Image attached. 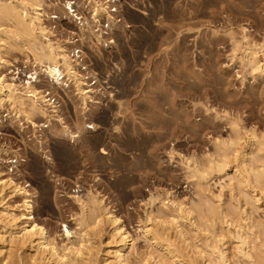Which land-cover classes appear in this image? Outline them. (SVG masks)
Segmentation results:
<instances>
[{"label": "rangeland", "instance_id": "374dc122", "mask_svg": "<svg viewBox=\"0 0 264 264\" xmlns=\"http://www.w3.org/2000/svg\"><path fill=\"white\" fill-rule=\"evenodd\" d=\"M67 1L41 0L43 18L53 44L80 58L76 68L91 98L82 100L66 76L60 94L49 95L60 102L53 123L31 113L39 127L10 103L0 105V178L13 176L34 192L33 215L59 246V256L21 248L16 264H61L63 254L69 264H116L113 229L108 221L96 227L94 196L129 230V264H177L147 227L170 236L184 264H224L212 250L217 245L226 264H264V181L248 173L264 163V70L255 71L253 63L254 56L264 62V0H121L116 16L122 26L112 30L111 47L81 35L82 18H69ZM71 1L80 17H92L86 0ZM18 43L0 53L7 60L0 61V75L24 84L33 74L48 92L52 79L41 67L35 73L33 49ZM78 119L96 128L72 141L64 126L75 130ZM225 153L224 170L209 168ZM22 204L23 195L10 188L0 197V209L19 216ZM83 228L89 234L80 256L65 248L82 242ZM240 235L251 241L244 246L254 259L238 253ZM4 244L0 264L10 250Z\"/></svg>", "mask_w": 264, "mask_h": 264}, {"label": "bare ground", "instance_id": "6f19581e", "mask_svg": "<svg viewBox=\"0 0 264 264\" xmlns=\"http://www.w3.org/2000/svg\"><path fill=\"white\" fill-rule=\"evenodd\" d=\"M86 1L88 4L86 7L90 8L93 11L92 17L89 16L85 17V15H84L85 18L80 17L79 12L77 11L78 8H74L75 5H73L74 3H76V1H71V0L67 1V5L71 9H69V7H66L68 8L69 11L65 10V12L67 13L70 19L78 20L79 18H82L81 21L79 22V28L81 31V35L83 37L86 35V33H89L91 36H94L96 38V44L99 45V47L100 45L103 44L106 45L108 42H106V40L104 39L101 33H98L96 31L94 23L97 24L101 22L103 17H109V21L111 22L109 26L111 27L112 30L121 27L122 24L119 23L120 21L119 19L117 20V16L112 14V12H110L111 10H109V7L105 0H86ZM43 9L44 8L41 3V0L0 1V53L4 51V46L6 47H8V45L15 46L18 42L30 44L28 46L33 49V53L35 55L34 56L35 61L33 62L35 68L33 70L35 71V73H38V68L41 67L40 70L45 71L48 74V76L52 79V86L50 87V90L47 92V90L39 89L36 86L34 82L37 81V76L36 79L34 80L35 77L33 74L29 76V78H32L33 80H28L24 84L12 83L13 81L9 82L6 78V75L4 74L0 75V105L3 106L7 103H10L12 106L16 107L14 109H16L17 113H20L19 116H21V114L27 116L28 120H30V122L35 127H39L40 124H38L37 122L31 119V116L34 114V112L41 113L43 116L48 118L47 121L53 123V118L56 115L55 113L56 112L58 113L57 107L59 105L53 104L51 102L52 97H49V95L53 93L60 94V88L62 89V87L64 88V85H67L66 84L67 81L65 82L64 80L66 76L68 79H73L75 81L79 92L78 94L81 95V97L83 98L82 100H84L85 102L88 97L91 98L89 93L92 91V89L86 88L88 86L85 85H88L89 82L87 80H84L83 78L84 74H82L76 68V65L78 63L75 62L76 61L78 62L80 58L77 57L73 59L72 56L69 54L70 52L68 53L67 48L62 47L61 45H57V46L54 45L50 37H48V29L47 26L45 25V21L43 18L45 16L44 13L46 11L44 9L45 11L44 12ZM5 22H8L9 24L11 23L10 25H12L13 28L9 29L7 27L6 28L3 27ZM84 38L81 37V41ZM78 41L79 39L75 41L70 40V43L74 44L75 42L78 43ZM97 47L98 46H96V48ZM80 56H82V54ZM2 59L3 58L0 57V61H2L1 63L4 64L5 61L7 62V60L4 59L2 60ZM253 63H254L255 71L264 70V62L260 61L257 56H254ZM44 125L47 127L50 126V124H44ZM95 128H96L95 125H93L92 123L89 124L86 123L84 119L83 120L78 119L75 130L71 129L69 125H65L63 131L65 134H67L70 137L72 141H76L79 137L82 136V134L83 135L85 134L87 129H95ZM101 151L103 153H107V151L104 149H101ZM247 155H248L247 153L244 154V161H243L244 165H247L248 162ZM227 160H228V155L227 153H225L222 161L220 162L211 161L212 164L209 168L222 171V169L224 170L225 166L227 165V162L229 161ZM248 169H247L249 171L248 173H252L255 175V181L258 184L261 182L263 183L264 163L260 165L259 168L257 169L252 167ZM198 173H200L202 176L206 172L198 171ZM241 181L242 183L250 182L249 178L243 174L241 175ZM9 188L12 189L14 193L16 194L19 193L23 195V204L20 206H23L24 212H22L21 215L19 216L18 214L11 213L6 209H0V219L6 221L4 222V225L2 227L3 230L0 231V244H1L0 253L3 254L2 252L5 251L4 243L7 241H8V247L10 249L9 252L7 251L8 253L7 256L4 255L5 258L3 259L5 260V262L7 261L5 264H8V261H11V263L12 261H14L13 264H16L19 261L18 259H20L19 258L20 256L17 252L24 247H28L29 250L36 248L38 249L39 252L42 251L43 254L44 252L46 253L48 251L51 252L53 255L59 256L58 243L56 242L55 239H50L48 237V233L44 225L39 223L36 220L35 215H33V208L35 201L34 192H31L28 188H26V186L20 185L13 176H8V178L6 179L0 178V197L2 196L5 197V191ZM80 196L81 195L72 194V197H75L77 201L84 204L83 199H81ZM93 198H94L93 199L94 211L97 215V218L95 220L96 227L97 226L99 227L100 224L102 225L104 221L105 222L108 221V223L113 229V235L111 234L112 240L110 242L115 245L114 250L112 252L116 264H129L128 259L126 257L128 245H130V241H131V235L129 230L125 228V225L123 224L121 218L114 212V210H111L106 206H101L103 203V199H98L95 196ZM187 212H188L187 214L193 215L192 209H188ZM87 215L88 214L83 212L82 220L80 221L82 225L85 221H87L86 220V218L88 217ZM176 217L177 216L175 215L172 218L173 221L172 223L175 225L178 224V220H176L177 219ZM19 218H22L23 220L25 219L23 225L19 224L18 222ZM213 223L214 222H212V225H214ZM5 228H7V230L4 231ZM85 229L86 228L80 229V232L83 236L82 242H79L78 245L72 242L70 245L69 244L66 245L65 249H68L72 253H76L80 256L84 254L83 251L84 248L86 247L84 241H85V237H87L89 234V232ZM9 231H10L9 237L4 238L5 233ZM145 231L150 236L153 243H155L162 250L166 251L171 255V258L175 263L184 264L181 260L182 258H180V254L177 252L176 248L174 247V243L171 241L172 239L170 240V238H168L170 236L166 237L159 229L157 230L156 228L154 229L152 227H147ZM65 232L67 237L70 239V237H72L71 235L72 232L70 229H68V225H65ZM180 233L183 234V231L181 229H180ZM239 239L241 240L242 246H240V248L238 249V253L242 254V256L244 257L254 259L250 251L247 250L246 247L244 246L245 244H247L250 247L251 241L247 240V238H244L241 235L239 236ZM86 240H89V238L88 239L86 238ZM212 250L213 252H216L218 254V256L222 259L224 264L227 263V255L224 249H222L220 246L217 245L214 246ZM70 251L68 252L71 253ZM29 255H30L29 258L32 260L39 259L38 257H36L37 256L36 254L31 253ZM60 257H61L60 261L62 260L61 264H69V261L65 258L67 257L66 254H63ZM90 261L92 260L90 259ZM111 262H108L107 264H111ZM255 262H253V264H255ZM259 262H260V257H259ZM257 264H261V263H258L257 261Z\"/></svg>", "mask_w": 264, "mask_h": 264}, {"label": "built area", "instance_id": "2783aa9c", "mask_svg": "<svg viewBox=\"0 0 264 264\" xmlns=\"http://www.w3.org/2000/svg\"><path fill=\"white\" fill-rule=\"evenodd\" d=\"M105 1L107 2V5L109 7V10H111L110 12H112V14L116 15L117 13L120 12L119 11V3L121 2V0H105ZM69 9H71V8L69 7ZM109 24H110V21L108 20V17L103 18L101 20V22H99V23L96 24L95 29L97 30L98 33H101L103 35V37L105 38V40L109 43V45L111 47V45L116 42V33L117 32L116 31H112V29L109 26ZM105 46H108V45H105ZM80 53H82V51ZM89 76H93L94 79L97 78L94 75H89ZM88 79H90V77ZM52 103L53 104H60V102L58 101V99L55 98V97L52 98Z\"/></svg>", "mask_w": 264, "mask_h": 264}]
</instances>
